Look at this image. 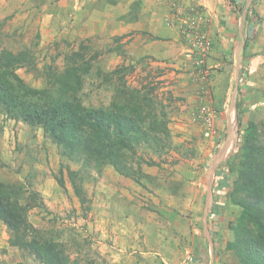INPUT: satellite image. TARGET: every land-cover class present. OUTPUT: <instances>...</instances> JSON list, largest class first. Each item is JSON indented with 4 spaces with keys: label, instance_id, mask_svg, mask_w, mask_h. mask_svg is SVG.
Masks as SVG:
<instances>
[{
    "label": "rangeland",
    "instance_id": "374dc122",
    "mask_svg": "<svg viewBox=\"0 0 264 264\" xmlns=\"http://www.w3.org/2000/svg\"><path fill=\"white\" fill-rule=\"evenodd\" d=\"M156 1L159 10L166 6L165 24L177 27L181 42L165 60L140 54L139 30L95 33L79 23L70 15L76 0H0V50L30 53L34 67L16 70L28 86L46 87L47 70L63 71L84 45L88 56L96 54L76 92L85 105L118 100L122 80L102 82L103 73L124 66L126 86L166 111L170 144L160 152L138 149L127 161L135 173L127 176L110 164L71 161L41 127L0 109V181L28 207L36 232L62 243L70 264H240L227 247L240 213L229 196L234 176L228 161L248 120L264 144V0H149L147 6ZM228 119V151L214 168L208 194ZM9 237L0 220V264H42Z\"/></svg>",
    "mask_w": 264,
    "mask_h": 264
},
{
    "label": "trees",
    "instance_id": "16d2710c",
    "mask_svg": "<svg viewBox=\"0 0 264 264\" xmlns=\"http://www.w3.org/2000/svg\"><path fill=\"white\" fill-rule=\"evenodd\" d=\"M87 51L88 46L82 45L73 52L63 71L47 70V86L35 89L16 73L19 67H34L30 53L1 49L0 109L12 118L41 127L60 154L71 161L97 167L110 164L120 174L134 175L127 161L138 149L160 152L170 144L166 111L153 109L154 98L141 89L126 86L124 66L103 73L102 82L108 83L114 77L122 80L124 88H116L115 93L119 99L107 106L85 105L76 92L81 74L88 72L96 57L95 53L88 56ZM241 134V145L228 161L234 176L229 196L240 207V213L233 226L234 239L227 247L240 264H264V144L252 120L246 121ZM136 161L139 164L143 159ZM69 172L75 194L84 202L81 185L73 179L76 173ZM58 182L63 184L61 178ZM27 208L17 192L0 181V220L9 230L10 244L42 264H70L61 242L36 232L27 219Z\"/></svg>",
    "mask_w": 264,
    "mask_h": 264
},
{
    "label": "crops",
    "instance_id": "0c3cea01",
    "mask_svg": "<svg viewBox=\"0 0 264 264\" xmlns=\"http://www.w3.org/2000/svg\"><path fill=\"white\" fill-rule=\"evenodd\" d=\"M147 4H149V0H80V2L76 0L74 6H72V9H74L70 15L74 13L79 23L84 24L87 28L92 27L95 33L98 31L103 32L104 30H111L114 34H128L132 31L139 30L145 35H143L140 44L137 46L140 54L147 57L151 56L157 60H165L166 57L171 56L173 52H175V49H180L179 46L181 42L179 40L178 29L174 24H165L169 21V13L163 11L166 9V6H160L161 9L159 10L157 1L152 7L147 6ZM137 5L140 6L138 10L135 9ZM143 5L144 7H142ZM2 9L3 6L0 5V10ZM161 10L164 13L161 14L159 12ZM69 19L70 17L68 20ZM171 20H173V17H171ZM44 22L43 20L42 24H44ZM234 36L235 35L232 34L228 37L231 41V43L227 42L229 48L234 44L231 40L234 39ZM132 42H134L132 43L134 45L137 41L134 40ZM134 48L136 47L134 46ZM235 88L236 85L232 92L230 108L235 104ZM230 129H232V127L228 119L227 137ZM227 151L228 149H226L225 154ZM224 157L223 155L221 159Z\"/></svg>",
    "mask_w": 264,
    "mask_h": 264
},
{
    "label": "water",
    "instance_id": "95a60500",
    "mask_svg": "<svg viewBox=\"0 0 264 264\" xmlns=\"http://www.w3.org/2000/svg\"><path fill=\"white\" fill-rule=\"evenodd\" d=\"M231 130L229 131L228 133V137L224 143V145L218 150L217 154H216V157L213 161V164H212V167L209 171V175H208V194L211 193V182H212V176H213V171H214V168L216 166V164L220 161V159L223 157V155L225 154V151L227 149V146L229 144V140H230V137H231Z\"/></svg>",
    "mask_w": 264,
    "mask_h": 264
}]
</instances>
